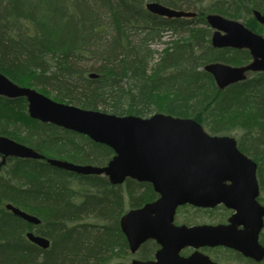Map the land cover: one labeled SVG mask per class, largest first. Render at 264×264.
Segmentation results:
<instances>
[{
	"label": "trees",
	"instance_id": "trees-1",
	"mask_svg": "<svg viewBox=\"0 0 264 264\" xmlns=\"http://www.w3.org/2000/svg\"><path fill=\"white\" fill-rule=\"evenodd\" d=\"M149 1L200 15L196 22L161 17L147 10ZM255 8L264 13V0H0V72L83 108L193 117L214 133L250 126L252 145L242 149L259 162L264 191V72L222 91L203 69L214 61L242 65L251 59L248 50L214 48L206 14L243 19L264 34ZM167 32L179 36L157 58L152 45ZM231 91L234 99L222 103ZM0 135L82 164L105 165L114 154L86 135L31 118L25 98L0 95ZM11 161L0 173V264H108L111 253L124 251L118 220L129 201L122 185L46 160ZM136 194L133 188L134 204ZM6 203L37 215L40 224L14 215ZM28 230L51 246L30 241Z\"/></svg>",
	"mask_w": 264,
	"mask_h": 264
},
{
	"label": "water",
	"instance_id": "water-1",
	"mask_svg": "<svg viewBox=\"0 0 264 264\" xmlns=\"http://www.w3.org/2000/svg\"><path fill=\"white\" fill-rule=\"evenodd\" d=\"M146 8L153 14L168 18L194 17L195 12L171 8L151 1ZM264 24V14L254 10ZM215 29V47L247 48L253 60L242 66L212 62L205 66L223 89L247 79V72L264 71V37L244 23L211 13L206 17ZM91 77H97L92 73ZM0 95L25 97L28 113L33 119L87 135L95 142L111 147L115 154L105 166L77 164L68 160L46 157L34 148L0 135L2 165L8 157L46 159L53 167L80 175H106L114 184L127 178L151 182L159 198L143 208L122 216L120 225L132 251L149 238H156L163 248L155 263L135 261L134 264H187L179 252L188 242L195 246L225 244L257 260L264 258L259 234L264 225V206L258 201L260 187L257 162L243 153L235 138L210 135L195 119L157 112L150 117L118 115L97 109L57 101L28 86H21L0 72ZM215 206L224 204L237 210L228 226L177 227L173 217L178 206ZM6 208L29 223L38 225L41 219L20 207L7 203ZM161 217H151V214ZM244 216L245 232L250 242L238 244L231 233L238 219ZM27 237L40 247L51 245L49 238L27 232ZM178 256V257H177ZM204 258V259H203ZM203 264H216L203 255Z\"/></svg>",
	"mask_w": 264,
	"mask_h": 264
},
{
	"label": "flooded vegetation",
	"instance_id": "flooded-vegetation-1",
	"mask_svg": "<svg viewBox=\"0 0 264 264\" xmlns=\"http://www.w3.org/2000/svg\"><path fill=\"white\" fill-rule=\"evenodd\" d=\"M262 24V23H261ZM231 129H229L228 125L226 130L229 133H225L222 135H230L237 140L238 147L246 153L242 147H249L251 144V135L250 126L244 125H233ZM242 133L241 136L236 135L234 133ZM211 134H217L214 132H210ZM221 135V134H219ZM240 141L243 143L240 144ZM11 157L6 159V162L2 165L0 173L4 172L5 167L10 162ZM3 161V156L0 155V163ZM259 185H260V195L258 197L259 202L264 205V191L262 189V183L258 174ZM264 184V182H263ZM124 187V191L126 194L128 204H126L123 208V214L119 217L118 226L122 233L123 238V247L124 251L121 253L113 252L110 255L108 264H134L135 261L139 262H148L155 263L158 261L157 254L159 250L163 248V245L156 238H149L145 242H143L136 251H132L130 242L125 235V233L121 229L120 221L124 214L143 208L145 204L155 201L159 198V193H157L154 189V186L151 182L147 181H139L133 178H127L122 185ZM135 188L137 190L138 201L136 204L132 203V195L131 191ZM149 193L151 197H149ZM145 194V197H143ZM237 213V210L230 208L224 204H218L215 206H196L192 204H184L177 207L174 217L173 224L177 227L187 226V228L196 227V226H219L225 225L228 226L231 224V219ZM151 217H161V215L151 214ZM244 216L238 219L239 223H237L233 231L231 233L235 234V239L238 240V244L241 246L246 245L250 242V236L245 232V221ZM259 243L264 247V225L259 234ZM203 255L208 256L213 262L216 264H264V258L261 260L255 259V257L247 256L242 251L225 245H203V246H195L188 242L187 238V246L183 247V249L179 252V257L183 259H187V264H203ZM178 257V256H177ZM204 259V258H203ZM173 264H179V262H175Z\"/></svg>",
	"mask_w": 264,
	"mask_h": 264
},
{
	"label": "rangeland",
	"instance_id": "rangeland-1",
	"mask_svg": "<svg viewBox=\"0 0 264 264\" xmlns=\"http://www.w3.org/2000/svg\"><path fill=\"white\" fill-rule=\"evenodd\" d=\"M150 2V1H149ZM183 7H185V6H183ZM182 10H185V8L184 9H182ZM187 10H189V11H194L193 9L192 10H190V9H187ZM187 10H185V11H187ZM104 19H105V21H107V22H110V18H109V16L107 15V16H105L104 17ZM185 19H187V17L185 18ZM196 20V19H195ZM240 21H242V22H244V20L243 19H240ZM179 35H174V34H172L171 32H167V33H165L164 35H163V38H162V40L161 41H158L157 43H154L153 45H152V48L155 50V51H157V55H156V57L158 58V57H160V53L165 49V47H166V45H167V42H170V41H172V40H174V39H176L177 37H178ZM102 42L104 43L105 41L104 40H102ZM252 77H254V75H252V74H250L249 75V78H252ZM32 88H35L36 90H38V91H40V92H42V93H45L44 92V90H40L38 87H32ZM234 92H229L228 93V95L227 96H223V100H222V103H227V102H229L230 100V98H232V99H234ZM46 95V94H45ZM47 96L48 97H50V98H53V96L51 97V96H49L48 94H47ZM54 99V98H53ZM233 101H235V100H233ZM100 110V109H99ZM154 113H155V111H154ZM153 113V114H154ZM150 115H152V114H150ZM207 130H209V127H207L206 125L204 126ZM237 133H234V134H236V135H239V136H241L242 135V133H239L238 131H236ZM4 136H7V135H4ZM7 137H9V136H7ZM11 138V137H10ZM13 139V138H12ZM15 140V139H14ZM17 141V140H16ZM19 142V141H18ZM22 143V142H21ZM243 142L242 141H240V144H242ZM49 146L51 147V148H53L54 147V143L52 142V144H49ZM46 155L47 156H50V157H58L59 159H68V158H70L68 155H66L65 154V156H61V154H59V153H55L54 151H46ZM75 160H77V161H75V162H78V163H81V162H83L81 159H75ZM11 163H13V161H10L8 164H11ZM3 175H5L4 173H2ZM100 176H103V175H100ZM263 197H264V195H263Z\"/></svg>",
	"mask_w": 264,
	"mask_h": 264
}]
</instances>
